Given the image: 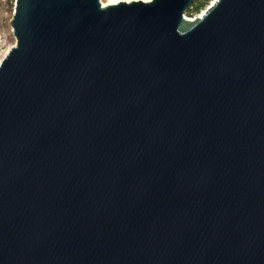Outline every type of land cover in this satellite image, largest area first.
<instances>
[{"label": "water", "instance_id": "obj_1", "mask_svg": "<svg viewBox=\"0 0 264 264\" xmlns=\"http://www.w3.org/2000/svg\"><path fill=\"white\" fill-rule=\"evenodd\" d=\"M16 0L0 62V264H264V0Z\"/></svg>", "mask_w": 264, "mask_h": 264}, {"label": "rangeland", "instance_id": "obj_2", "mask_svg": "<svg viewBox=\"0 0 264 264\" xmlns=\"http://www.w3.org/2000/svg\"><path fill=\"white\" fill-rule=\"evenodd\" d=\"M212 1L195 0L190 8L187 9L186 16L191 19L197 17L211 5ZM15 6L16 0H0V62L8 50L16 43V37L10 22L13 18Z\"/></svg>", "mask_w": 264, "mask_h": 264}, {"label": "bare ground", "instance_id": "obj_3", "mask_svg": "<svg viewBox=\"0 0 264 264\" xmlns=\"http://www.w3.org/2000/svg\"><path fill=\"white\" fill-rule=\"evenodd\" d=\"M122 1L130 2V1H133V0H106V1L101 0V3H102L103 6H108V5H112V4H117V3L122 2ZM143 1H150V0H143ZM215 1L216 0H213L211 2V4H214ZM203 12L200 15H198V16L199 17L202 16Z\"/></svg>", "mask_w": 264, "mask_h": 264}, {"label": "trees", "instance_id": "obj_4", "mask_svg": "<svg viewBox=\"0 0 264 264\" xmlns=\"http://www.w3.org/2000/svg\"><path fill=\"white\" fill-rule=\"evenodd\" d=\"M203 5V4H202Z\"/></svg>", "mask_w": 264, "mask_h": 264}]
</instances>
